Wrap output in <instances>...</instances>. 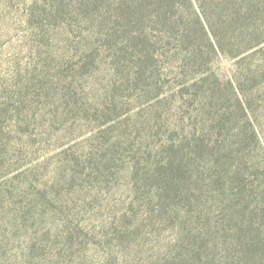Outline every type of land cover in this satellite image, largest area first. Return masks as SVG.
I'll return each instance as SVG.
<instances>
[{"label": "rangeland", "instance_id": "1", "mask_svg": "<svg viewBox=\"0 0 264 264\" xmlns=\"http://www.w3.org/2000/svg\"><path fill=\"white\" fill-rule=\"evenodd\" d=\"M139 16L0 0V264H264V43Z\"/></svg>", "mask_w": 264, "mask_h": 264}, {"label": "trees", "instance_id": "2", "mask_svg": "<svg viewBox=\"0 0 264 264\" xmlns=\"http://www.w3.org/2000/svg\"><path fill=\"white\" fill-rule=\"evenodd\" d=\"M122 1L123 6L126 8L129 6L133 12L140 15L141 19L148 17L149 22L154 19L160 22L164 31H203L207 41L205 46L215 56L221 54L234 58L264 43V15L256 16L258 5L262 0H203V4L209 8L208 11L201 5L200 0ZM181 2L189 5L195 17L191 24L184 28L180 23V18L185 12ZM193 5H196L200 12H197ZM212 10H216V14H213ZM217 31L225 32L220 34ZM228 31L238 32L230 34ZM201 53H204V50ZM1 116L0 112V179L11 173L9 166L6 168L8 160L6 161L4 157L5 153H9L7 147L10 146V141L6 138L7 129L2 124L4 120ZM19 123V120L15 121L14 125L17 134H20L21 130ZM3 144H6V147Z\"/></svg>", "mask_w": 264, "mask_h": 264}]
</instances>
